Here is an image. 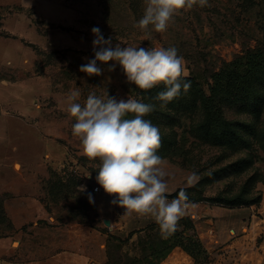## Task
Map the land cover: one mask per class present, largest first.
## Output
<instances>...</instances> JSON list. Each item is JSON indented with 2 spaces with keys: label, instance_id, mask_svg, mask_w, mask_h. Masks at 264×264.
Instances as JSON below:
<instances>
[{
  "label": "rangeland",
  "instance_id": "rangeland-1",
  "mask_svg": "<svg viewBox=\"0 0 264 264\" xmlns=\"http://www.w3.org/2000/svg\"><path fill=\"white\" fill-rule=\"evenodd\" d=\"M145 7L146 0H0V237L10 236L11 246L55 255L70 240V228L91 227L101 232L105 253L96 244L85 264H138L151 250V237L160 233L155 221L146 225L145 216L132 224L136 214L113 204L115 196L96 199L99 207L94 203L100 161L89 160L73 135L76 121L67 111V97L78 89L76 102L82 106L90 94L143 101L141 89L128 82L116 61H97L99 76L79 70L100 50L93 47V27L111 37L113 48L175 47L184 61L182 78H195L206 93L212 73L227 72L222 132H214L203 99L191 86L169 102L157 99L164 86L146 101L154 107L143 118L159 129L156 154L163 161L169 201L186 192L188 216L200 226V216L240 218V206L221 201L261 194L264 75L247 76L232 63L249 51L264 50V0H208L205 7L197 4L175 14L164 32L150 25L147 35L136 27ZM177 227L184 229L185 221ZM184 232L189 236L193 229Z\"/></svg>",
  "mask_w": 264,
  "mask_h": 264
},
{
  "label": "clouds",
  "instance_id": "clouds-1",
  "mask_svg": "<svg viewBox=\"0 0 264 264\" xmlns=\"http://www.w3.org/2000/svg\"><path fill=\"white\" fill-rule=\"evenodd\" d=\"M205 7L208 0H146L143 17L136 27L148 34L151 25L155 32L167 30L173 16L194 5ZM95 58L80 71L89 76L102 74L97 61H116L122 67L129 83L141 90H150L163 84L166 90L158 93L157 99L169 102L181 91L186 92L190 83L181 84L184 61L175 47H111V37L105 39L98 27L91 29ZM107 46V47H105ZM114 70L110 68L109 71ZM78 89L71 91L68 113L75 119L72 133L78 137L83 154L89 160H99L96 181L112 201L125 209V214L135 213L140 217L150 216L159 225L161 236L167 238L177 230L180 218L191 207L187 193L181 191L176 199L169 201L165 195L168 184L162 169L161 157L156 153L161 146L159 129L143 117L153 110V105L134 98L117 101L107 95L101 99L88 95L84 105L78 101ZM133 114L132 118H125ZM91 174L88 176L90 177ZM195 178V173L189 178ZM79 191H86L84 186ZM89 203H93L88 194Z\"/></svg>",
  "mask_w": 264,
  "mask_h": 264
},
{
  "label": "crops",
  "instance_id": "crops-1",
  "mask_svg": "<svg viewBox=\"0 0 264 264\" xmlns=\"http://www.w3.org/2000/svg\"><path fill=\"white\" fill-rule=\"evenodd\" d=\"M94 195L95 205L101 206L102 204L97 201L100 198L104 199L107 194L102 190L95 192ZM261 195L259 204L236 208L240 214L238 219L199 217L200 226L196 223V228L209 253V261L203 264H264V186H261ZM190 209H187L183 216L191 214ZM144 218L146 225L154 222L150 216ZM139 219L142 217L135 215L130 218V222L137 224ZM205 226L209 228L203 231ZM245 227L247 230L243 231ZM83 228L82 230L70 228L71 234L68 236L70 240L63 244L62 249L55 255L41 249L34 251L20 245L13 247L10 236H2L0 237V264H85V258L96 253L93 250L96 244L100 241L104 243L105 240L101 237L99 230L91 227L87 228L88 230ZM135 228L139 227H132V230ZM85 233H89V237H86ZM82 239L85 241L83 242ZM103 243H100L98 247L101 254L105 253ZM217 247L219 249H216ZM160 264H194V262L188 253L175 248Z\"/></svg>",
  "mask_w": 264,
  "mask_h": 264
},
{
  "label": "trees",
  "instance_id": "trees-1",
  "mask_svg": "<svg viewBox=\"0 0 264 264\" xmlns=\"http://www.w3.org/2000/svg\"><path fill=\"white\" fill-rule=\"evenodd\" d=\"M237 60H239V62ZM237 60L235 61L236 63H232V66L239 73H243L247 76L264 75V50L257 49L249 51L247 54L242 56L241 61L240 56ZM224 73H227L225 69L212 73V82L209 83L208 87L209 93H206L202 85L195 78L181 77V80L185 79V81L190 83L191 88L203 99L202 103L205 111L210 117V122L212 127H214L215 133L222 132L224 125L221 103L225 98L226 87L229 85V78H226ZM164 86L165 85L160 84L150 90H140L139 95H141L143 103H146V101H149L151 97H154V95L157 94L160 89H163ZM236 87L240 89V85H236ZM261 199L262 195L260 194L258 198H253V200L239 196L233 199H225V201L221 202L231 207H242L259 204ZM193 200L197 202V200L200 199L193 198ZM179 221H185V228L188 226L192 227L193 234L187 236L184 232L185 228L180 230L178 227L177 230L167 238L162 237L161 233L156 232L154 236L151 237L152 239L147 243L151 249L149 254L146 253L143 259H138V264H160L177 246L182 247L184 251L192 255L198 264H203L209 261V253L202 242L196 225L193 223L192 219L187 215L181 217ZM150 254L155 257V260L150 259Z\"/></svg>",
  "mask_w": 264,
  "mask_h": 264
},
{
  "label": "water",
  "instance_id": "water-1",
  "mask_svg": "<svg viewBox=\"0 0 264 264\" xmlns=\"http://www.w3.org/2000/svg\"><path fill=\"white\" fill-rule=\"evenodd\" d=\"M104 223L107 225L108 229L111 230L112 228L111 220L109 218H105Z\"/></svg>",
  "mask_w": 264,
  "mask_h": 264
},
{
  "label": "built area",
  "instance_id": "built-area-1",
  "mask_svg": "<svg viewBox=\"0 0 264 264\" xmlns=\"http://www.w3.org/2000/svg\"><path fill=\"white\" fill-rule=\"evenodd\" d=\"M92 189L94 193L103 190V188L99 184L95 185Z\"/></svg>",
  "mask_w": 264,
  "mask_h": 264
}]
</instances>
